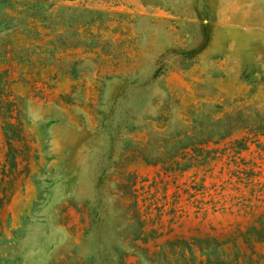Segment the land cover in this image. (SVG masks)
Instances as JSON below:
<instances>
[{
	"label": "rangeland",
	"instance_id": "obj_1",
	"mask_svg": "<svg viewBox=\"0 0 264 264\" xmlns=\"http://www.w3.org/2000/svg\"><path fill=\"white\" fill-rule=\"evenodd\" d=\"M2 177L0 264H264V0H0Z\"/></svg>",
	"mask_w": 264,
	"mask_h": 264
},
{
	"label": "trees",
	"instance_id": "obj_2",
	"mask_svg": "<svg viewBox=\"0 0 264 264\" xmlns=\"http://www.w3.org/2000/svg\"><path fill=\"white\" fill-rule=\"evenodd\" d=\"M11 138V137H10ZM10 138H9V136H7V144H8V152H7V156H8V158H9V161H8V163L9 164H7L8 165V167H9V169H7V172H11L12 171V169H14L15 168V163L13 162V159L11 158L12 157V155H10L9 153V145H10ZM19 140H22L21 138H19ZM5 165L6 164H4V166H3V168L1 169V173L4 175V176H7L6 174H5V170H4V167H5ZM9 175V174H8ZM3 180V177L0 179V182ZM8 181H10L11 182V179L8 177ZM13 191H14V186H10V188H9V192H6V187L5 186H3L2 188H0V207H2V205H4V203H7L8 201H9V199H10V197L12 196V194H13ZM5 198V201H3V199Z\"/></svg>",
	"mask_w": 264,
	"mask_h": 264
}]
</instances>
